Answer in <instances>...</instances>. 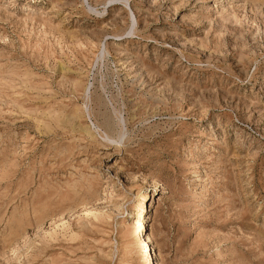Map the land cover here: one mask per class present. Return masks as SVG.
<instances>
[{"label": "rangeland", "instance_id": "rangeland-1", "mask_svg": "<svg viewBox=\"0 0 264 264\" xmlns=\"http://www.w3.org/2000/svg\"><path fill=\"white\" fill-rule=\"evenodd\" d=\"M0 264H264V0H0Z\"/></svg>", "mask_w": 264, "mask_h": 264}, {"label": "bare ground", "instance_id": "bare-ground-1", "mask_svg": "<svg viewBox=\"0 0 264 264\" xmlns=\"http://www.w3.org/2000/svg\"><path fill=\"white\" fill-rule=\"evenodd\" d=\"M143 228H144V230L146 229L145 228V224L143 222H141L140 224H138L137 227H136V229L138 230V232H140ZM149 245L150 244H149V239H148L147 235L146 234L145 235H142V237L140 238V246H142V247H145L146 246L147 247ZM152 258H153L152 254H148V257L146 259V262H152L153 261Z\"/></svg>", "mask_w": 264, "mask_h": 264}]
</instances>
